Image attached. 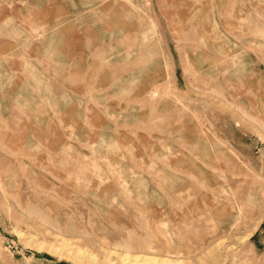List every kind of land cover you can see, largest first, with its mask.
Here are the masks:
<instances>
[{"label":"rangeland","instance_id":"1","mask_svg":"<svg viewBox=\"0 0 264 264\" xmlns=\"http://www.w3.org/2000/svg\"><path fill=\"white\" fill-rule=\"evenodd\" d=\"M1 15L0 264H264V0Z\"/></svg>","mask_w":264,"mask_h":264},{"label":"crops","instance_id":"2","mask_svg":"<svg viewBox=\"0 0 264 264\" xmlns=\"http://www.w3.org/2000/svg\"><path fill=\"white\" fill-rule=\"evenodd\" d=\"M0 19L2 21V15H1ZM11 27L13 28V25H11ZM10 37H11V39H10L11 42L14 41V38L19 39L18 35H16V37H15V34H13V30L11 31ZM27 41H29V40H27ZM2 42H3V29H2V25H0V43H2ZM61 53L63 54V52H61ZM65 54L66 55L65 56L62 55L61 58H62V61H64L63 65H68L69 63H71L68 61L69 59L71 60V54L68 52Z\"/></svg>","mask_w":264,"mask_h":264}]
</instances>
